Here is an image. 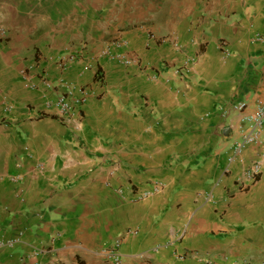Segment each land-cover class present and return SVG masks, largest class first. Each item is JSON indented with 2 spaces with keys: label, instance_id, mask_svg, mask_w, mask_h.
Masks as SVG:
<instances>
[{
  "label": "crops",
  "instance_id": "obj_1",
  "mask_svg": "<svg viewBox=\"0 0 264 264\" xmlns=\"http://www.w3.org/2000/svg\"><path fill=\"white\" fill-rule=\"evenodd\" d=\"M3 3L30 62L0 77V264H264V168L236 181L264 144L233 154L230 108L264 101V0ZM63 84L90 94L60 114Z\"/></svg>",
  "mask_w": 264,
  "mask_h": 264
},
{
  "label": "built area",
  "instance_id": "obj_2",
  "mask_svg": "<svg viewBox=\"0 0 264 264\" xmlns=\"http://www.w3.org/2000/svg\"><path fill=\"white\" fill-rule=\"evenodd\" d=\"M255 39L258 40H264V33L263 34H256ZM105 47H103L99 54L103 56H107L110 59H117L125 64H129L132 62V59L129 57H126L122 53L115 52L113 49L115 47H119L120 41L113 40L109 43H107ZM220 46L223 50V55L227 56L229 53V49L226 47L224 42L220 43ZM78 56V53H73L70 51L62 52L58 54L55 58V64L58 67L59 71H64L67 69L69 62L75 60ZM95 59L94 56L88 55L87 59L85 60V67L89 68L92 66V61ZM45 84L48 88H54V86L45 81ZM63 92L60 94H57L55 96V99L51 101H46L44 103V107H50L54 106L60 114L70 113L74 109L75 104H79L84 102L89 94L90 91L84 87V86H78L76 87L74 84H63ZM230 108L234 111L242 113L241 120L244 121L245 127L239 126V129L241 131V138L238 141H235L232 144V151L233 154H237L241 151V149L246 144L250 143H260L264 144V136H263V125H264V101L258 103L255 105L252 109L249 108L247 103L244 102H236L231 103ZM228 108H221L220 113L221 115H226L228 113ZM244 112V113H243ZM232 157L229 159L231 160ZM264 168V162L261 160V158L251 162L248 166H246L240 177L236 179L238 186L240 188H244L245 183L248 181L254 180L262 171ZM227 168L225 169V171ZM160 183L155 184V186L152 187L151 190L143 191L140 193L139 197H145L152 192H156L159 189ZM117 192L121 193V189L118 188ZM208 198H211V195H208ZM19 235L13 238L9 239H0V247H12L19 241ZM192 254L198 256V253L193 251ZM184 255H179V258H182ZM118 257L114 256V261H117Z\"/></svg>",
  "mask_w": 264,
  "mask_h": 264
},
{
  "label": "rangeland",
  "instance_id": "obj_3",
  "mask_svg": "<svg viewBox=\"0 0 264 264\" xmlns=\"http://www.w3.org/2000/svg\"><path fill=\"white\" fill-rule=\"evenodd\" d=\"M4 0H0V77H8V74H1L6 71L7 67L13 65L18 68L19 74L27 70L30 59L26 52L20 55L19 51L23 50V41L20 37L11 34V12L7 10L4 5ZM25 10L13 11L15 17L13 18V24L22 20V17H26ZM16 26H19L16 25ZM19 29V28H18ZM20 55L22 57H17Z\"/></svg>",
  "mask_w": 264,
  "mask_h": 264
},
{
  "label": "water",
  "instance_id": "obj_4",
  "mask_svg": "<svg viewBox=\"0 0 264 264\" xmlns=\"http://www.w3.org/2000/svg\"><path fill=\"white\" fill-rule=\"evenodd\" d=\"M222 133L225 134V135H227V134H228V128H227V127L224 128V129L222 130Z\"/></svg>",
  "mask_w": 264,
  "mask_h": 264
}]
</instances>
